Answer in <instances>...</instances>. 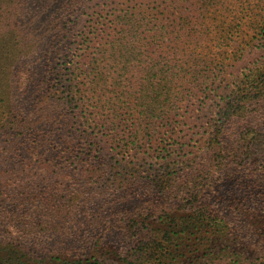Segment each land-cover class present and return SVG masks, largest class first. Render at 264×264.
Returning <instances> with one entry per match:
<instances>
[{"label":"trees","instance_id":"obj_1","mask_svg":"<svg viewBox=\"0 0 264 264\" xmlns=\"http://www.w3.org/2000/svg\"><path fill=\"white\" fill-rule=\"evenodd\" d=\"M83 2L0 0V264H264V0Z\"/></svg>","mask_w":264,"mask_h":264},{"label":"rangeland","instance_id":"obj_2","mask_svg":"<svg viewBox=\"0 0 264 264\" xmlns=\"http://www.w3.org/2000/svg\"><path fill=\"white\" fill-rule=\"evenodd\" d=\"M97 0H84V11H83V7H77V10L73 11V14L71 16H69L68 14H62L60 16L61 18V24L60 26L65 28V31L67 32V41L70 45H72V41L75 39V35L76 33H79V23L81 24L83 19H87L88 18V13H92L94 9H96L97 4H96ZM83 11V13H82ZM81 13V16H80ZM84 15V18H83ZM68 44V45H69ZM70 47V46H69ZM69 50V48L67 49ZM256 57H258V51L256 50H252L251 52L247 53L246 57L244 60H242L237 67L234 69L235 72H240V70L242 69V67L250 62L251 60L255 59ZM64 74L67 75V71L64 72ZM65 80V79H64ZM261 158H264V156H260ZM250 157H247V167H250L252 170H256V167L261 166V161H258L257 163L254 161H250L249 160ZM257 181L260 185H262L261 187L258 186V191H260V200H258V202H256V210L259 213L258 214V219H254L256 221L259 222L258 225L253 224V222L250 220V217L247 214H243L240 213L239 210H236L232 216H230V218L232 220H234L233 222H235V224L233 225V231L229 234V238L232 239L231 244L233 246H235V249H238L242 252H247L249 249V241H250V235H249V231L250 230H254V234H257L258 232L262 231V227H261V220H263L264 218V169H261L260 167L258 168V174H257ZM102 182L101 183H97V184H85L84 183V199L86 198H93L96 203H98L99 205H101L100 202L104 201L105 199L109 198V196L104 195V194H98V191L102 188ZM89 190V191H88ZM88 191V192H87ZM256 212V211H255ZM81 216L79 213H77V219H80ZM86 216H84V220H85ZM71 219H75L74 217H72ZM77 225V224H76ZM76 225H74V223H72V225H70V227H56V228H62L61 230L56 229L57 231H60L61 234L62 232H69L72 233L74 232V230H76L78 227H76ZM68 226V224H67ZM34 228V227H33ZM40 228V227H39ZM35 229H38L37 227H35ZM43 230V229H42ZM43 232H45V230H43ZM42 232V233H43ZM60 235V234H59ZM58 235V236H59ZM60 237V236H59ZM63 237V236H61ZM258 239L256 237V235L252 236L251 242H257ZM255 250L257 249L256 247H254Z\"/></svg>","mask_w":264,"mask_h":264}]
</instances>
